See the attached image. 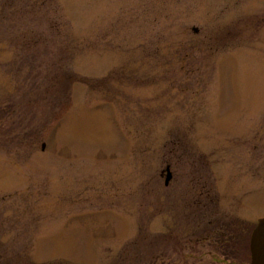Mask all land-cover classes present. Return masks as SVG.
<instances>
[{
	"label": "rangeland",
	"instance_id": "374dc122",
	"mask_svg": "<svg viewBox=\"0 0 264 264\" xmlns=\"http://www.w3.org/2000/svg\"><path fill=\"white\" fill-rule=\"evenodd\" d=\"M260 218L264 0H0V264H250Z\"/></svg>",
	"mask_w": 264,
	"mask_h": 264
},
{
	"label": "water",
	"instance_id": "95a60500",
	"mask_svg": "<svg viewBox=\"0 0 264 264\" xmlns=\"http://www.w3.org/2000/svg\"><path fill=\"white\" fill-rule=\"evenodd\" d=\"M170 179L171 175L168 172L165 183L167 184ZM249 251L250 264H264V218H260L257 221L255 228L251 232L249 240Z\"/></svg>",
	"mask_w": 264,
	"mask_h": 264
}]
</instances>
